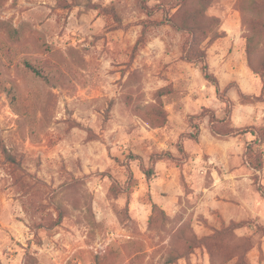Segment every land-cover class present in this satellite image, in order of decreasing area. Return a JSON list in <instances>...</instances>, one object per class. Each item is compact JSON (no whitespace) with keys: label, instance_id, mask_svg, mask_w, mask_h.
Masks as SVG:
<instances>
[{"label":"rangeland","instance_id":"374dc122","mask_svg":"<svg viewBox=\"0 0 264 264\" xmlns=\"http://www.w3.org/2000/svg\"><path fill=\"white\" fill-rule=\"evenodd\" d=\"M178 1L0 0V264H264V0L204 2L210 79Z\"/></svg>","mask_w":264,"mask_h":264},{"label":"trees","instance_id":"16d2710c","mask_svg":"<svg viewBox=\"0 0 264 264\" xmlns=\"http://www.w3.org/2000/svg\"><path fill=\"white\" fill-rule=\"evenodd\" d=\"M201 3L200 6V10L201 13H198V16L195 17L193 19V22H191V20L189 18L186 17H180L179 14L177 13L178 10H180L184 4V0H179L177 3H175L173 5L175 12L173 14L167 15L166 17V23L169 24L171 27L176 28L178 30L181 31H185L188 32L190 37H191V43L189 41V39L185 42L183 48H182V58L187 60V61H191V62H197L201 64V68H202V72L205 75V77L207 79H210V74L208 73V66L206 64V50L204 47H201L200 45H195L194 41H196V35L197 33L200 34H205L206 32L209 31V29L212 27L213 22H215V18L214 17H208L207 21H201L200 20V15L205 13L207 11V8L205 6V1L206 0H198ZM143 9L145 10L146 13L150 14L151 13V8H148V6L146 4H142ZM194 17V16H193ZM210 25L209 27L207 25ZM217 35L216 32H214L212 34V36H209L210 39H212L213 36ZM144 43V38L142 36H140V38L137 40L136 42V46L138 47L139 45H142ZM135 47V48H137ZM262 78H264V75L262 74ZM256 97H253V99ZM243 99H251V97L249 96H244ZM258 101V100H255ZM210 122L212 123V125L217 122L216 118L214 115H210L209 116ZM224 133H219L221 135H231V136H235L237 134H239V130L235 129V128H231L229 130H224ZM249 157H252V160H250L251 158H249V165H251L254 169H257L259 167H257V165H260L259 159L256 158V156L253 154L252 151H249ZM158 156V155H154ZM158 159V158H157ZM254 161L255 164L252 162ZM145 175L147 177H149L150 172L149 170H145ZM113 195L116 196L117 192L113 190ZM157 205L156 204H152V209H156Z\"/></svg>","mask_w":264,"mask_h":264}]
</instances>
